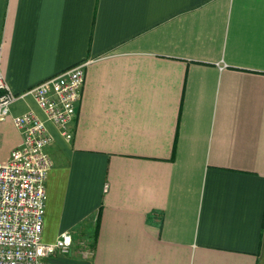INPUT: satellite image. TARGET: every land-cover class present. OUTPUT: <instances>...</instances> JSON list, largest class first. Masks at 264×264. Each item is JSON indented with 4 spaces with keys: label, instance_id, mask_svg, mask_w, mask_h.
<instances>
[{
    "label": "crops",
    "instance_id": "0c3cea01",
    "mask_svg": "<svg viewBox=\"0 0 264 264\" xmlns=\"http://www.w3.org/2000/svg\"><path fill=\"white\" fill-rule=\"evenodd\" d=\"M83 61L67 139L22 94ZM0 67L6 161L15 117L52 136L51 264H264V0H0Z\"/></svg>",
    "mask_w": 264,
    "mask_h": 264
},
{
    "label": "built area",
    "instance_id": "2783aa9c",
    "mask_svg": "<svg viewBox=\"0 0 264 264\" xmlns=\"http://www.w3.org/2000/svg\"><path fill=\"white\" fill-rule=\"evenodd\" d=\"M88 64L77 63L22 94L32 95L47 120L67 139L72 138L70 127L77 119ZM17 99L0 67V124ZM13 122L22 141L9 160L0 163V264H51L50 256L68 254L74 244L69 232L51 243L43 240L46 181L53 165L46 148L52 136L33 112L15 117Z\"/></svg>",
    "mask_w": 264,
    "mask_h": 264
},
{
    "label": "rangeland",
    "instance_id": "374dc122",
    "mask_svg": "<svg viewBox=\"0 0 264 264\" xmlns=\"http://www.w3.org/2000/svg\"><path fill=\"white\" fill-rule=\"evenodd\" d=\"M3 154H4V152L2 150H0V163H4L6 161V157Z\"/></svg>",
    "mask_w": 264,
    "mask_h": 264
}]
</instances>
